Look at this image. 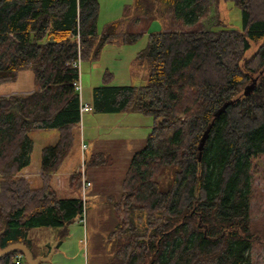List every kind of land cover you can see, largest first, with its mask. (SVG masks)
Masks as SVG:
<instances>
[{"label": "trees", "instance_id": "1", "mask_svg": "<svg viewBox=\"0 0 264 264\" xmlns=\"http://www.w3.org/2000/svg\"><path fill=\"white\" fill-rule=\"evenodd\" d=\"M218 1L134 0L123 19L98 35L97 0H0V86L27 70L36 88L0 97L1 249L23 244L30 250L28 231L39 227L59 229L56 249L82 219V199L59 198L52 186L80 122L76 63L96 62L107 45L135 44L144 33L130 29L141 13L150 21L166 13L164 30L150 33L135 57L147 70L146 83L113 86L105 73L92 90L94 114L151 118L119 197L106 199L119 219L109 237L121 241L108 264H252L251 165L264 155V0H224L240 9V30L219 19L204 25ZM260 41L246 56L250 43ZM254 79V90L243 96ZM50 130L58 138L41 149V185L32 188L20 176L30 163V134ZM105 164L102 153L85 159L86 170ZM171 169L162 188L156 178ZM70 179L79 189L76 175ZM17 256L26 264L18 252L1 256L0 264H17Z\"/></svg>", "mask_w": 264, "mask_h": 264}, {"label": "rangeland", "instance_id": "2", "mask_svg": "<svg viewBox=\"0 0 264 264\" xmlns=\"http://www.w3.org/2000/svg\"><path fill=\"white\" fill-rule=\"evenodd\" d=\"M122 1L130 3L128 0H120L119 3L122 4ZM98 3L101 6L98 18V30L100 33L103 31L104 25L108 23L106 19L109 17L113 20L120 18L123 14V8H116V0H98ZM112 6L114 8H111ZM155 7L162 10L159 4H155ZM163 15L157 14V18L150 21L151 18H147V15L141 13L130 29L131 32L142 31L144 33L135 44L107 45L102 49L96 62H80L78 83L81 88L79 96L83 104L91 101L92 90L103 84L105 73L112 75L109 85L113 86H141L146 83L147 70L135 65V57L145 47L148 33L163 31L164 25L168 24L166 13ZM217 19L229 28L241 29V11L232 2L219 0L216 7L211 8L208 17L203 23L206 26V24L214 23ZM162 20H165V22L163 23ZM260 44L261 41L250 43L246 56H250ZM25 74L31 76L32 82V74L30 72ZM100 116L95 118H103ZM136 116L140 120L138 124H127V121L123 119L124 117H110L112 119L103 120L104 127L99 130L100 134L105 132L112 134L126 133L132 141L129 142L130 144L124 151L122 150L124 153L122 156L105 155V165L90 170H86L85 167V178L87 180L90 178L93 186L87 189L85 200H82L84 202L82 219L77 220L73 227L68 228V236L62 239L61 244L55 251L53 250L54 252L50 255V258L40 264H108L112 253L121 245V241L118 238L109 237L110 233L116 230L119 219H116L107 200L105 199L104 201V195L108 193L116 198L119 197L121 181L128 165L124 157L131 151H138L144 146L146 135L150 131L151 118L141 115ZM94 120L93 118H89L87 121L84 119L85 130L80 127L77 130V135L86 140L88 132L96 133L97 130L88 129L94 124ZM41 132L47 131H35L30 134L35 144L31 153L30 163L25 168V173L34 174L38 171L41 145H43V141H46L42 140L45 135ZM102 150L104 151V148ZM172 171V169L167 170L156 178L162 188H165L169 182ZM80 174L79 169L74 173L79 182L81 180ZM30 185L32 188H38L41 185L40 179H36V182H32ZM68 190L70 195L63 194V192H58L55 189L59 198L78 197L82 199L80 187L78 190L75 188ZM249 216L252 224V233L255 238L250 251L251 262L252 264H264V155L254 158L251 165ZM58 234L59 229L57 228L39 227L30 229L28 231V239L31 254L35 257H40L39 255L42 253L48 255L50 251L48 247L50 246L51 249L56 245ZM18 258L19 256H17L16 260Z\"/></svg>", "mask_w": 264, "mask_h": 264}, {"label": "crops", "instance_id": "3", "mask_svg": "<svg viewBox=\"0 0 264 264\" xmlns=\"http://www.w3.org/2000/svg\"><path fill=\"white\" fill-rule=\"evenodd\" d=\"M119 2H120V0H116V3H117L116 8H123L122 16L120 18L115 17V18H118L116 20L110 19V17L108 19H106L108 23H106L104 25L102 30H104L107 25H109L115 21H119V20L123 19L125 9L133 8V5H134V0H128V2H130V3H126L124 1H122L123 3L121 2L122 4H120ZM97 3H98V0H97ZM118 4H119V6H118ZM98 8H99V11H98V18H99L100 8H101L99 3H98ZM111 8H114V7L112 6ZM98 18H97V34L101 35L103 31L99 33ZM152 33H154V32H152ZM149 34L150 33H148V35ZM27 72H30V71H27V70L20 71L17 74V78H16L15 82L1 85L0 86V97H8L11 95H27V94H31L32 92H34L36 88H35V85L33 82V76H32V82H31V76L29 74H25ZM81 103H83V102L81 101ZM84 104H88L89 106H91V101L88 103L84 102ZM91 115H93V116H91ZM100 115H102V116H100ZM136 115H139V114L126 113V112L116 113V114H105V115L94 114L93 112L82 114L81 121L79 122L77 130L80 127L82 129L84 128L83 130H85L84 119H86V121H87V119H89V118L95 119L94 120L95 122L88 129H90L92 131L97 130L96 133H93V134L88 132V136H87L86 140L82 137V140L87 145V149L84 153L85 159L90 158L93 155L98 154V153H102L104 156L105 155L109 156V154L122 156L124 154L123 153L124 149H126V147L130 144L129 142H131L132 139L126 133H120V134L113 133L112 134L110 132H105L103 134H100L99 130H101L104 127L103 120L107 121V119H112L110 117H124L123 119H125L127 121V124H129V123L138 124V122L140 120ZM99 116L103 117V118H95V117H99ZM129 117H132V118H129ZM77 130H76L75 140H74L72 149L70 150L69 154L64 159V161L62 162L58 172L53 175V179H52L53 188L56 189V191H58V192L61 191V192H63V194H67V195H70L68 192L69 191L68 189H74L75 188L70 177L75 172H77V170L79 169L80 161H81V155H82V152L80 150V138H81V136L77 135ZM41 133H43V135H45L44 138L42 137V140H46V141H43V145H41V149L46 147V146H52L56 143L57 138H58V133L56 130H51L50 132L47 131V132H41ZM30 138L33 141V147H32V151H33L35 141L31 135H30ZM102 148H104V151L102 150ZM134 152H136V151H131L128 155H125L124 159L127 160V163L129 162V160H130V158ZM96 168H99V167H96ZM90 169H95V168H90ZM24 171H25V169H23L20 172V176L24 177L30 184L32 182H36V179H40V169L39 168H38V171H36V173H34V174L29 173V172L25 173ZM89 181L91 182V187H92L93 182L90 178H89ZM120 188H121V185H120ZM75 189L78 190V188H75ZM110 196H113V195L106 193L104 195V201H105V199H107ZM64 198H76V197H64ZM75 222L72 223L70 225V227H73ZM39 256L40 257H46L44 255V253H42Z\"/></svg>", "mask_w": 264, "mask_h": 264}, {"label": "water", "instance_id": "4", "mask_svg": "<svg viewBox=\"0 0 264 264\" xmlns=\"http://www.w3.org/2000/svg\"><path fill=\"white\" fill-rule=\"evenodd\" d=\"M255 85H256V79H254L250 85H247L244 88L242 95L248 96L254 90ZM233 102H234V100H231V101L224 103L219 109H217L214 112L213 118L215 119V118L219 117L222 113L225 112L227 107L229 105H231ZM209 127L207 128V130L204 132L203 136L201 137L198 148H197V150H198V161H200V159H201V154H202L204 145L206 143V140L208 138ZM53 250H54V248H51L49 251V254L46 257H35V258H33L30 250L25 245H23V244H11L4 249L0 248V257L6 255L8 253L18 252V253L22 254L26 264H40L41 262H45L49 259L50 255L53 253Z\"/></svg>", "mask_w": 264, "mask_h": 264}, {"label": "built area", "instance_id": "5", "mask_svg": "<svg viewBox=\"0 0 264 264\" xmlns=\"http://www.w3.org/2000/svg\"><path fill=\"white\" fill-rule=\"evenodd\" d=\"M76 65L79 68V66H80V61L79 60L77 61ZM78 82L75 84V89H76V91L78 93H80L81 88H80V84ZM89 112H92L91 106H89L88 104L81 103L80 104V108H79L80 121H81L82 114L89 113ZM86 149H87V145L84 143V141L82 140V137H81L80 138V150L82 152V155H81L79 171L81 172V174H80L81 175L80 194L82 196V200L83 201L85 200L87 189H89L91 187V182L85 178V174H84V171H85V157H84V153H85ZM20 261H21V256H19V258L17 260V264Z\"/></svg>", "mask_w": 264, "mask_h": 264}]
</instances>
